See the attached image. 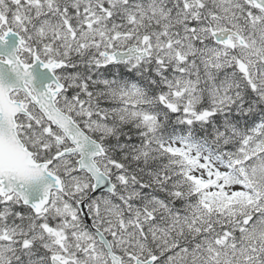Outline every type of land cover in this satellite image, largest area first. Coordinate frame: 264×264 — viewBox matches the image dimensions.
Returning a JSON list of instances; mask_svg holds the SVG:
<instances>
[{
  "label": "snow or ice",
  "instance_id": "snow-or-ice-1",
  "mask_svg": "<svg viewBox=\"0 0 264 264\" xmlns=\"http://www.w3.org/2000/svg\"><path fill=\"white\" fill-rule=\"evenodd\" d=\"M0 264H264V0H0Z\"/></svg>",
  "mask_w": 264,
  "mask_h": 264
}]
</instances>
